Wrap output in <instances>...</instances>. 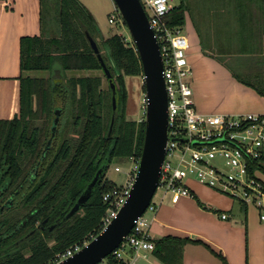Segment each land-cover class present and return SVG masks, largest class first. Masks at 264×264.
I'll use <instances>...</instances> for the list:
<instances>
[{
	"label": "trees",
	"instance_id": "16d2710c",
	"mask_svg": "<svg viewBox=\"0 0 264 264\" xmlns=\"http://www.w3.org/2000/svg\"><path fill=\"white\" fill-rule=\"evenodd\" d=\"M58 1L61 37L51 44L43 35L23 38L22 72H51L59 62L64 73L102 70L107 78L88 33L112 74L117 107L113 109L110 84L103 89L99 77L64 76L59 84L21 78L20 114L0 123V264H53L57 254L97 236L108 209L103 196L117 187L113 183L109 187L110 166L117 157L140 158L144 143L145 122L137 126L127 121L125 110L124 77L143 73L135 45L118 35L104 37L92 13L78 0ZM185 7L181 0L173 8L167 16L170 26L183 27ZM65 13L73 22L67 23ZM249 84L264 97V72ZM58 107L60 119L52 135ZM38 118L44 122L36 123ZM97 176L86 203L66 218ZM50 241L55 244L50 246ZM109 260L116 264L112 256Z\"/></svg>",
	"mask_w": 264,
	"mask_h": 264
},
{
	"label": "crops",
	"instance_id": "0c3cea01",
	"mask_svg": "<svg viewBox=\"0 0 264 264\" xmlns=\"http://www.w3.org/2000/svg\"><path fill=\"white\" fill-rule=\"evenodd\" d=\"M79 1L95 17L89 4ZM183 2L182 28L190 44L188 61L197 110L264 114V97L249 84L264 72V0ZM43 11V0H0V123L20 114L21 41L43 35ZM53 72L56 77L50 80L59 84L63 78L58 77L59 71ZM258 175L264 182V171ZM190 184L196 197L177 204L165 199L150 229L155 250L135 264H264L260 210L197 182ZM131 257L127 252L125 259Z\"/></svg>",
	"mask_w": 264,
	"mask_h": 264
},
{
	"label": "built area",
	"instance_id": "2783aa9c",
	"mask_svg": "<svg viewBox=\"0 0 264 264\" xmlns=\"http://www.w3.org/2000/svg\"><path fill=\"white\" fill-rule=\"evenodd\" d=\"M141 3L163 58L168 94V142L160 178L149 206L110 255L116 264H135L138 258H146L148 252L155 250L150 229L157 220L160 206L167 197L173 204L184 198H195L191 182L214 189L235 201L256 206L264 222V182L258 175L264 167V114L199 112L191 85L189 40L182 27L170 26L167 22V16L174 8L172 1L141 0ZM118 18L122 20L117 11V15H111L109 22L115 24ZM143 103V118L139 123L145 122L146 96ZM139 160L131 157L124 183L104 194L103 200L108 209L102 218L100 232L117 216L130 197ZM115 171L121 172V168L115 167ZM222 218L227 219L228 215L223 213ZM81 247L75 245L65 253L57 254L53 264L72 256ZM129 251L132 257L127 260L125 256Z\"/></svg>",
	"mask_w": 264,
	"mask_h": 264
},
{
	"label": "water",
	"instance_id": "95a60500",
	"mask_svg": "<svg viewBox=\"0 0 264 264\" xmlns=\"http://www.w3.org/2000/svg\"><path fill=\"white\" fill-rule=\"evenodd\" d=\"M117 11L125 22L141 60L145 96L147 99L144 143L138 169L130 192V197L119 210L117 216L97 236L84 244L72 256L54 264H100L115 251L129 235L138 219L149 206L160 178L161 167L166 156L168 142V94L164 79V66L160 44L150 26L141 0H114ZM91 48L98 56L113 91V109L116 110V85L106 66L96 41L87 33ZM52 135L60 119L61 111L55 112ZM114 119L112 120L110 134ZM50 140L46 149L51 144ZM98 181V176L90 184L70 213L76 214L86 203L90 192ZM3 208L0 210V214ZM54 229V226L51 227Z\"/></svg>",
	"mask_w": 264,
	"mask_h": 264
},
{
	"label": "rangeland",
	"instance_id": "374dc122",
	"mask_svg": "<svg viewBox=\"0 0 264 264\" xmlns=\"http://www.w3.org/2000/svg\"><path fill=\"white\" fill-rule=\"evenodd\" d=\"M79 1V0H78ZM87 4H89V8L96 13L95 14V21L96 24L101 32V34L104 35L106 38H111L115 35H118L124 39H126L132 46H134V42L132 41V37L129 33V30L123 21V19L120 21H117L115 24H111L109 22V18L111 15L116 14L117 15V8L115 5L114 0H84ZM172 4L175 6L179 4L180 0H171ZM80 2V1H79ZM91 3V4H90ZM44 24H43V35L45 36V40L49 42L50 44L55 42V40L59 39L62 35V29H63V14H62V6L59 3L58 0H44ZM64 17L67 20V23L73 22L71 18H69L68 13H65ZM185 31L186 28H185ZM96 36V34H95ZM99 43L101 44L102 41L98 39ZM55 69H53L51 72L49 70H36V71H26L23 73L24 78H30V79H37L41 82L46 83L50 79H53V77H56L53 75V71H59L58 76L64 77L65 75H69L68 78L72 77H79V76H91V77H99L102 80V88L108 89L109 83L107 81V78L105 77L102 70H96V71H84V72H65L63 71L61 65L59 62H55ZM193 72V71H192ZM55 74V73H54ZM53 76V77H52ZM125 79V88H126V120L129 122H137V126H139L141 123L138 121L143 118V98L145 97V86H144V77L143 73L136 75H126L124 77ZM47 84V83H46ZM39 97L35 96L34 98ZM40 98V97H39ZM39 121H43V118L37 119L36 123H39ZM135 155V154H134ZM132 156L127 157H117L115 158L113 164L110 166L107 178L109 179V187L113 186V184H123L127 174L130 170V162H131ZM134 157V156H133ZM115 167H120L121 172H116ZM209 190H212L216 193V190L206 187ZM197 193L199 195H202L201 190L199 187L196 188ZM211 191V192H212ZM220 194V193H219ZM222 195V194H221ZM204 196V195H203ZM225 196V195H223ZM165 203V201L162 203V205ZM161 207V206H160ZM55 244L54 241H50L49 245L53 246ZM110 260L109 257H107L105 260H103L100 264H109Z\"/></svg>",
	"mask_w": 264,
	"mask_h": 264
},
{
	"label": "flooded vegetation",
	"instance_id": "af4514ba",
	"mask_svg": "<svg viewBox=\"0 0 264 264\" xmlns=\"http://www.w3.org/2000/svg\"><path fill=\"white\" fill-rule=\"evenodd\" d=\"M53 227V226H50V228Z\"/></svg>",
	"mask_w": 264,
	"mask_h": 264
}]
</instances>
